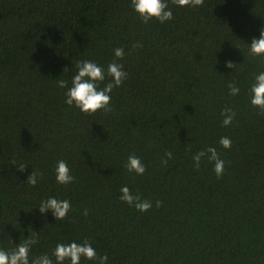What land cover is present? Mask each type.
<instances>
[{"label": "trees", "instance_id": "obj_1", "mask_svg": "<svg viewBox=\"0 0 264 264\" xmlns=\"http://www.w3.org/2000/svg\"><path fill=\"white\" fill-rule=\"evenodd\" d=\"M166 2L171 20L144 23L131 0H0V250L35 236L30 262L47 254L55 264L57 244L88 241L107 264H264V115L249 95L264 71V56L250 54L264 0ZM116 48L128 76L111 112L67 105L57 81L70 87L89 60L105 69L103 88ZM225 108L236 114L228 126ZM209 147L225 162L219 178L207 157L198 169L192 159ZM132 154L143 175L127 171ZM60 160L70 184L56 182ZM124 186L152 208L121 201ZM49 197L70 202L63 221L39 212Z\"/></svg>", "mask_w": 264, "mask_h": 264}, {"label": "clouds", "instance_id": "obj_2", "mask_svg": "<svg viewBox=\"0 0 264 264\" xmlns=\"http://www.w3.org/2000/svg\"><path fill=\"white\" fill-rule=\"evenodd\" d=\"M171 3L179 7L186 6H202L204 0H171ZM132 9L139 15L144 23L152 19H156L161 23L169 21L173 18L172 10L169 8L166 0H131ZM142 47L141 44H134L133 48ZM250 54L253 56H264V30H261L259 38H254L250 44ZM116 57L107 66V76L111 79L104 85L99 87L101 82L106 79L105 69L98 66L95 62L84 60L76 65L77 73L72 77L71 86L68 87L67 80H58L57 84L60 88H67L65 93V103L69 106L75 105L82 113L92 115L98 110H103L105 113L111 112L109 107L111 102V93L114 88L122 85L127 78L128 73L124 71L123 65L118 63L124 57V49L116 48L114 50ZM227 67L232 68L233 63L227 62ZM68 72V69L64 70ZM229 95L236 96L240 92V88L235 82L228 84ZM250 103L252 106L260 109V115H264V71L255 76V81L249 89ZM224 126L232 124L235 112L231 108H225L222 112ZM231 140L227 137H221L219 144L228 149L231 147ZM165 156L168 159L172 158V153L167 152ZM203 157H207L209 162H214V171L217 177H221L224 173L225 162L220 159L219 154L214 147H209L206 151L197 152L193 157L195 167H200V162ZM167 163V159L163 161ZM26 165H18V171L23 172ZM128 172H134L137 175H143L146 171L145 165L142 164L139 157L135 154L129 155L125 165ZM38 173L32 171L27 177V184L35 186L37 184ZM56 182L61 185L70 184L74 177L70 175V170L65 161L57 162L55 168ZM120 200L126 202L130 206H134L140 212H147L152 208L151 201L141 200L139 195L133 194L127 186L120 189ZM162 206V202L157 200L156 207ZM41 214L51 210L53 216L58 221H63L69 211L71 204L68 200H58L54 197H49L41 201L38 208ZM83 215H88V210L85 209ZM38 242V238L33 236L24 239L17 247L11 251L0 250V264H54L53 259L47 254L38 256L29 260V252L32 245ZM52 256L55 257V264H64L65 260H70V264H80L81 258L95 261V264H107L108 257L98 256L96 250L88 241L82 244L71 242L69 244H57Z\"/></svg>", "mask_w": 264, "mask_h": 264}]
</instances>
